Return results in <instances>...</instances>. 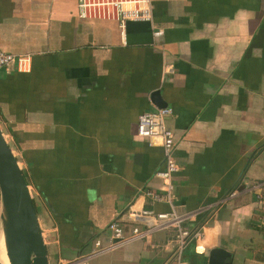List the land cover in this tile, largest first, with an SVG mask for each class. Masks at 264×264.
<instances>
[{"label":"crops","instance_id":"obj_1","mask_svg":"<svg viewBox=\"0 0 264 264\" xmlns=\"http://www.w3.org/2000/svg\"><path fill=\"white\" fill-rule=\"evenodd\" d=\"M151 3V23L121 26L81 18L78 0H0V52L30 56L0 71V128L50 237L48 264H80L112 222L128 236L171 212L203 232L183 262L207 264L216 247L234 260L243 245L255 255L244 264H264V0ZM156 91L179 167L170 202L163 149L136 136ZM176 236L154 231L86 264H178Z\"/></svg>","mask_w":264,"mask_h":264},{"label":"built area","instance_id":"obj_2","mask_svg":"<svg viewBox=\"0 0 264 264\" xmlns=\"http://www.w3.org/2000/svg\"><path fill=\"white\" fill-rule=\"evenodd\" d=\"M79 16L81 18L100 17L113 18L120 22L121 26L126 21L133 22H152V3L151 0H78ZM30 59L29 55H12L0 52V71H9L14 66L18 70H24ZM171 114L168 108L156 109L154 111L140 114L136 123V136L146 139L150 146H158L163 149L164 170L158 176L166 181L165 192L166 200L170 202L173 185L171 178L179 170L173 157L175 146V136L173 132L165 127V119ZM256 199L264 205V181L254 186ZM151 196V194H148ZM234 196V193L231 194ZM224 203L226 200L223 201ZM223 203L220 204V206ZM145 214V213H144ZM181 217L174 212L158 213L155 215V223L146 229L133 228L132 232L125 236L122 228L112 222L108 225L107 230L111 240L107 244L101 241L93 242V248L85 256L81 257L80 264H86L90 259L111 252L118 247L141 239L154 231L173 228L177 230L176 245L178 264H187L181 260V252L185 247L186 241H198L202 238V229L188 230L182 226Z\"/></svg>","mask_w":264,"mask_h":264},{"label":"water","instance_id":"obj_3","mask_svg":"<svg viewBox=\"0 0 264 264\" xmlns=\"http://www.w3.org/2000/svg\"><path fill=\"white\" fill-rule=\"evenodd\" d=\"M151 102L158 109L166 107L157 91L151 94ZM0 223L5 230L10 264H48V250L28 182L1 128ZM232 263L233 254L221 247L207 254V264Z\"/></svg>","mask_w":264,"mask_h":264},{"label":"rangeland","instance_id":"obj_4","mask_svg":"<svg viewBox=\"0 0 264 264\" xmlns=\"http://www.w3.org/2000/svg\"><path fill=\"white\" fill-rule=\"evenodd\" d=\"M29 189H30L31 193H33V189L31 187ZM33 195H34V193H33ZM0 226H1V223H0ZM50 241H51L50 237L47 236L46 242L50 243ZM234 255H235V258H234L232 264H244V261L254 260V257H255V255H253V251L252 250H246L243 245H241L240 248L236 250V253ZM262 259L264 261V258H262Z\"/></svg>","mask_w":264,"mask_h":264},{"label":"bare ground","instance_id":"obj_5","mask_svg":"<svg viewBox=\"0 0 264 264\" xmlns=\"http://www.w3.org/2000/svg\"><path fill=\"white\" fill-rule=\"evenodd\" d=\"M0 263L1 264H10L8 244H7V239L5 236V230H4L2 223L0 226Z\"/></svg>","mask_w":264,"mask_h":264}]
</instances>
